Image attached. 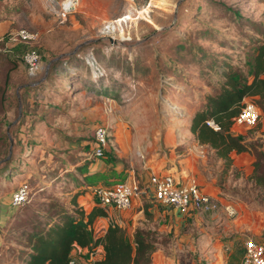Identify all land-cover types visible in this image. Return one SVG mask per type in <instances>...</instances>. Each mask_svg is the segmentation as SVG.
I'll return each mask as SVG.
<instances>
[{"label":"rangeland","instance_id":"374dc122","mask_svg":"<svg viewBox=\"0 0 264 264\" xmlns=\"http://www.w3.org/2000/svg\"><path fill=\"white\" fill-rule=\"evenodd\" d=\"M58 1L0 0V264H22L19 250L27 247L20 232L29 218L44 221L58 204L70 208L82 182L77 166L91 158L83 152L91 150L96 124L110 132L100 158L135 166L168 150L174 137L188 136L192 111L223 71H250L260 36L255 23L264 25V0H135L137 12L121 31L107 34L103 24L125 13L127 0H78L65 16ZM20 29L35 38L22 40ZM29 47L40 52L42 68L35 73L22 58ZM8 58L16 64L10 67ZM47 66L51 85L22 88L37 85ZM254 103L259 120L236 124L256 134L249 142L264 151V108ZM229 168L224 160L222 190L264 204L253 170ZM20 182L32 189L30 199L12 205ZM158 242L173 244L164 236ZM187 258L178 252L179 264Z\"/></svg>","mask_w":264,"mask_h":264},{"label":"crops","instance_id":"0c3cea01","mask_svg":"<svg viewBox=\"0 0 264 264\" xmlns=\"http://www.w3.org/2000/svg\"><path fill=\"white\" fill-rule=\"evenodd\" d=\"M261 130H264V123ZM230 131L243 135L245 141L256 136L249 134L246 126L235 122ZM188 132V136L174 137L168 150L142 159L135 166L132 162L125 164L122 160L97 157L79 162L81 167L78 172L82 175L79 177L83 183L76 186V191L81 190L77 200L88 212L96 202L93 194L95 186L135 177L141 191L132 198L128 208L118 209L98 202L105 209V214L96 216L92 222L96 235L103 234L108 225L117 224L132 239L137 226L148 227L169 235L173 243L169 247L159 246L155 249L151 254V264H179V251L187 253L188 264H239L246 237L264 236V204H253L224 192L221 186L225 183L219 178L223 176L221 169L224 159L210 145L199 142L190 128ZM89 152L83 153L88 155ZM229 154L232 158L231 168H245L247 172L253 170L252 153L231 150ZM165 172L172 173L180 182L195 178L203 191L212 194L221 204L230 202L237 212L229 215L220 205L213 210L183 213L170 205L158 203L154 198L150 176ZM70 255L76 264H93L94 259L103 255V247L98 244L90 250L88 246L74 244Z\"/></svg>","mask_w":264,"mask_h":264},{"label":"trees","instance_id":"16d2710c","mask_svg":"<svg viewBox=\"0 0 264 264\" xmlns=\"http://www.w3.org/2000/svg\"><path fill=\"white\" fill-rule=\"evenodd\" d=\"M260 25L262 22L255 23L260 36L254 38L250 71L242 72L240 68L233 66L223 71L213 83V90L206 91L198 107L192 111L189 128L199 142L207 143L215 149L216 154L225 160L226 166L232 164L229 154L231 150L253 153L255 159L251 177L256 184L264 187V151L254 142L245 141L243 135H235L230 131L233 118L240 111L245 97H251L264 108V25ZM6 62L11 64L10 67L16 64L11 58ZM48 69L37 85L25 84L22 88L30 90L50 84L52 68ZM10 71L9 67L5 69L2 75L4 82L9 80ZM54 89L61 92L60 88ZM34 113L33 110L30 115ZM207 119H212L219 128H213L206 122ZM6 162L9 163L8 160ZM80 167L77 166V170ZM79 181L76 185L83 183ZM80 193L81 190H77L71 196L70 208L58 204L54 215L46 216L44 221L29 218L28 225L20 232L27 247L19 250L22 264H76L70 255L74 244L88 246L90 250L98 244L102 245L103 255L94 259L93 264H151V254L159 247L158 238L169 235L137 226L130 239L125 229L117 224L108 225L103 234L96 235L92 222L96 216L105 214V209L94 196L96 202L86 212L77 200Z\"/></svg>","mask_w":264,"mask_h":264},{"label":"built area","instance_id":"2783aa9c","mask_svg":"<svg viewBox=\"0 0 264 264\" xmlns=\"http://www.w3.org/2000/svg\"><path fill=\"white\" fill-rule=\"evenodd\" d=\"M128 7L125 13L116 19L107 21L103 24L101 31L107 34L121 31L123 24L131 18L136 10L135 0H127ZM59 12L62 16L74 10L78 0H59ZM19 37L22 40L34 39L36 34L26 29H20ZM22 58L31 73L42 68L40 61V52L33 47H29ZM260 118L259 107L253 101H244L240 111L233 120L235 123L246 125L255 124ZM206 122L213 128L219 126L212 119ZM110 145V132L103 123L96 124L92 129V147L88 153L91 158H100L104 156L105 150ZM150 182L153 189L154 198L158 203L170 205L180 212L187 213L190 210H213L223 206L226 213L234 215L237 211L233 205L226 201L220 203L212 194L203 191L195 178H190L185 182H180L170 173H153L150 176ZM32 189L25 182H20L11 195L12 205H21L29 201ZM140 187L135 177L116 181L111 184H101L93 188V194L98 202L103 205H112L118 209H125L131 205L132 198L140 193ZM239 264H264V236L255 237L248 235L244 243V250Z\"/></svg>","mask_w":264,"mask_h":264},{"label":"water","instance_id":"95a60500","mask_svg":"<svg viewBox=\"0 0 264 264\" xmlns=\"http://www.w3.org/2000/svg\"><path fill=\"white\" fill-rule=\"evenodd\" d=\"M107 38H108L111 42H114V41H115V39H114L112 36H107ZM48 66H49V64H48ZM48 66H47V69H46V73L48 72ZM46 73H45V75H46Z\"/></svg>","mask_w":264,"mask_h":264}]
</instances>
